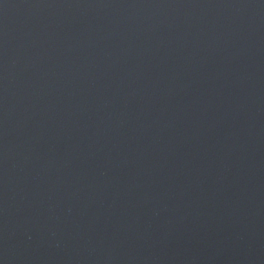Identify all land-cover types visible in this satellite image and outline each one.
Here are the masks:
<instances>
[{
  "label": "water",
  "instance_id": "95a60500",
  "mask_svg": "<svg viewBox=\"0 0 264 264\" xmlns=\"http://www.w3.org/2000/svg\"><path fill=\"white\" fill-rule=\"evenodd\" d=\"M0 264H264V0H0Z\"/></svg>",
  "mask_w": 264,
  "mask_h": 264
}]
</instances>
